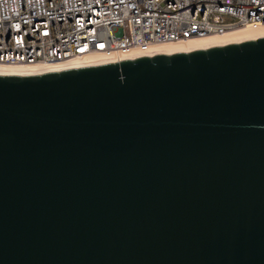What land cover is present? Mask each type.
I'll list each match as a JSON object with an SVG mask.
<instances>
[{
	"label": "water",
	"instance_id": "1",
	"mask_svg": "<svg viewBox=\"0 0 264 264\" xmlns=\"http://www.w3.org/2000/svg\"><path fill=\"white\" fill-rule=\"evenodd\" d=\"M0 264H264V37L0 75Z\"/></svg>",
	"mask_w": 264,
	"mask_h": 264
},
{
	"label": "built area",
	"instance_id": "2",
	"mask_svg": "<svg viewBox=\"0 0 264 264\" xmlns=\"http://www.w3.org/2000/svg\"><path fill=\"white\" fill-rule=\"evenodd\" d=\"M264 27V0H0V63H107L158 43Z\"/></svg>",
	"mask_w": 264,
	"mask_h": 264
},
{
	"label": "bare ground",
	"instance_id": "3",
	"mask_svg": "<svg viewBox=\"0 0 264 264\" xmlns=\"http://www.w3.org/2000/svg\"><path fill=\"white\" fill-rule=\"evenodd\" d=\"M264 37V27L259 31L250 28H237L220 36L206 37L202 39L181 40L158 43L153 46L152 54H175L191 52L199 49L226 46L229 44L242 43ZM130 58H127L129 60ZM100 56L89 55L82 58H70L55 63L27 64H4L0 63V75H37L47 72L62 71L85 66L107 64Z\"/></svg>",
	"mask_w": 264,
	"mask_h": 264
}]
</instances>
